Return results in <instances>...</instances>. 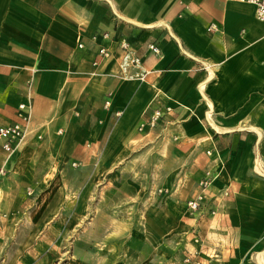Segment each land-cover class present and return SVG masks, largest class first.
I'll list each match as a JSON object with an SVG mask.
<instances>
[{
    "label": "crops",
    "instance_id": "0c3cea01",
    "mask_svg": "<svg viewBox=\"0 0 264 264\" xmlns=\"http://www.w3.org/2000/svg\"><path fill=\"white\" fill-rule=\"evenodd\" d=\"M120 41L142 61L128 74L145 73L143 81L120 72ZM102 48L109 60L98 57ZM28 95L25 139L11 154L0 142V164L15 179L18 160L39 148L54 156L59 175L77 163L80 174L91 167V180L153 162L168 194L147 234L159 252H145L143 264H264V22L254 6L0 0V127L19 123ZM203 180L211 184L189 215ZM121 228L108 237H124Z\"/></svg>",
    "mask_w": 264,
    "mask_h": 264
},
{
    "label": "rangeland",
    "instance_id": "374dc122",
    "mask_svg": "<svg viewBox=\"0 0 264 264\" xmlns=\"http://www.w3.org/2000/svg\"><path fill=\"white\" fill-rule=\"evenodd\" d=\"M53 157L43 148L29 151L15 164L17 179L12 166L0 164V264H143L145 252H159L147 234L168 193L158 189L153 162L91 180V167L80 174L77 163L59 175ZM11 181L28 186L11 191ZM120 228L124 237H108Z\"/></svg>",
    "mask_w": 264,
    "mask_h": 264
},
{
    "label": "built area",
    "instance_id": "2783aa9c",
    "mask_svg": "<svg viewBox=\"0 0 264 264\" xmlns=\"http://www.w3.org/2000/svg\"><path fill=\"white\" fill-rule=\"evenodd\" d=\"M227 1L249 4L254 6L256 19L260 22H264V0H227ZM107 37L108 36L106 34L103 35V38H107ZM118 48L120 52V55L118 56V65L120 72L124 75H127L126 77L128 79L139 78L140 80L143 81L144 76L146 75L145 73L141 75L128 74V71L131 68L139 69L142 66L141 59L134 54L130 44L126 41H120ZM148 50L154 56H160V51L156 46L149 45ZM98 57L101 60L106 61L112 57V54L108 50L102 48L98 51ZM97 65H98L97 62H95L94 66ZM31 109H32V101L30 99V96L28 95V102L26 104H21L18 107L17 117L19 119V123H13L0 127V142L2 143V149L5 153L7 154L13 153L14 150L25 139L27 133V126L29 125L31 120ZM165 112L169 113L170 110L167 109ZM162 115L163 114L160 111L155 112L148 123L149 126H154L156 122L162 117ZM208 155H210V153H208ZM210 184L211 181L209 180L201 181L199 184V188L201 189L202 192L196 195L194 198H192L189 202H187V211L190 215H194L199 211L200 204L204 199L203 191L206 190ZM185 263L187 264L190 263L189 258L185 260Z\"/></svg>",
    "mask_w": 264,
    "mask_h": 264
}]
</instances>
